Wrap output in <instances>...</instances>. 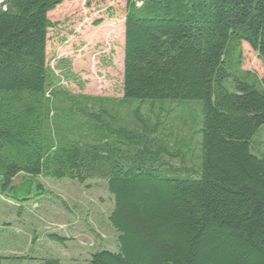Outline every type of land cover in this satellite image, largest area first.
<instances>
[{
    "label": "trees",
    "instance_id": "obj_1",
    "mask_svg": "<svg viewBox=\"0 0 264 264\" xmlns=\"http://www.w3.org/2000/svg\"><path fill=\"white\" fill-rule=\"evenodd\" d=\"M63 1L0 5L1 182L104 180L118 251L89 264H264V156L251 148L264 89L239 68L241 43L264 64V0H125L122 104L201 102L196 178L159 172L150 140L102 125L103 108L85 122L86 103L105 100L52 89L47 15Z\"/></svg>",
    "mask_w": 264,
    "mask_h": 264
},
{
    "label": "rangeland",
    "instance_id": "obj_2",
    "mask_svg": "<svg viewBox=\"0 0 264 264\" xmlns=\"http://www.w3.org/2000/svg\"><path fill=\"white\" fill-rule=\"evenodd\" d=\"M125 5V0H64L47 15L53 25L46 43V63L53 73L51 87L105 100L86 103L85 122L95 123L88 116H98L103 108L109 117L101 116L102 125L150 140L148 149L158 154L159 172L196 178L201 102L122 104ZM239 50L240 70L264 89V64L247 44L241 43ZM63 61L77 82L65 79ZM225 87L230 90L229 82ZM251 148L255 155L264 156V125L253 137ZM112 208L113 199L102 179L80 185L69 179L18 175L7 186L0 180L3 264H40L46 259L89 264L96 252L117 253V234L108 224Z\"/></svg>",
    "mask_w": 264,
    "mask_h": 264
},
{
    "label": "built area",
    "instance_id": "obj_3",
    "mask_svg": "<svg viewBox=\"0 0 264 264\" xmlns=\"http://www.w3.org/2000/svg\"><path fill=\"white\" fill-rule=\"evenodd\" d=\"M2 3H3V0H0V5H2ZM3 10H5V7H3Z\"/></svg>",
    "mask_w": 264,
    "mask_h": 264
},
{
    "label": "crops",
    "instance_id": "obj_4",
    "mask_svg": "<svg viewBox=\"0 0 264 264\" xmlns=\"http://www.w3.org/2000/svg\"><path fill=\"white\" fill-rule=\"evenodd\" d=\"M3 258V257H2ZM4 261H5V259L1 262V264H3L4 263ZM39 264V263H38Z\"/></svg>",
    "mask_w": 264,
    "mask_h": 264
},
{
    "label": "bare ground",
    "instance_id": "obj_5",
    "mask_svg": "<svg viewBox=\"0 0 264 264\" xmlns=\"http://www.w3.org/2000/svg\"><path fill=\"white\" fill-rule=\"evenodd\" d=\"M3 6V5H2ZM110 126V125H109ZM110 130H111V128H110ZM116 130V129H115Z\"/></svg>",
    "mask_w": 264,
    "mask_h": 264
}]
</instances>
